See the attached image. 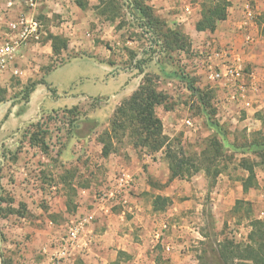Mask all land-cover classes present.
<instances>
[{
	"label": "rangeland",
	"instance_id": "374dc122",
	"mask_svg": "<svg viewBox=\"0 0 264 264\" xmlns=\"http://www.w3.org/2000/svg\"><path fill=\"white\" fill-rule=\"evenodd\" d=\"M134 1L75 0L82 12L64 18L42 16L47 30L49 24L61 26L62 22H72L77 28L76 36L84 41L81 49L76 51L71 47L61 55L53 53L46 61L31 59L24 66L16 63L25 71L21 75L4 77L0 74V129H3V132L0 130V264H48L50 257L44 250H37L36 258L31 256L33 251L29 249L33 250L30 246L33 235L24 228L20 230L25 223L33 229L44 227L48 217H34L36 214L30 209L26 211L30 217H9L10 209L20 211L25 193L30 205L43 211L47 207L46 196L56 195L68 198L73 210L77 207L75 201L86 195L81 188H92L91 195L101 191L118 173L109 174L102 159L100 137L115 135L112 154L126 157L129 151L135 150L139 158L144 155L147 160L146 155L150 156V162L144 164L147 168L169 169L165 148L148 152L147 148L134 144L129 137L131 129L115 131L117 109L146 82V74L165 96L155 112L163 123L168 147L188 163L175 180L182 185L194 183L199 186L198 197L184 196L189 201L194 197L198 203L194 202L186 209L183 216L187 217L171 221L175 227L162 228V236L155 239L154 247L165 249L169 243L167 238L173 233L174 243L184 245L193 254L196 264H211L212 249L217 248L219 241L229 238L246 242L251 222L264 218V155L235 153L228 145L264 136V80L257 82L258 77L255 80L248 64L244 68L245 82L254 84L255 92L244 102L235 101L230 94L224 97L222 90H227L223 82L209 80L205 71L207 55L220 48L221 41L210 32L198 33L192 26L180 24L178 8L162 13L153 7L168 28L180 30L185 35L183 47L164 50L157 44L152 30L141 25L131 6ZM145 1L151 5L152 0ZM195 2L201 12L202 0ZM258 21L264 23V12L258 16ZM49 33L48 30L42 37ZM72 33L64 30L59 35L71 42ZM79 55L97 57L106 68L89 58L71 61ZM39 80H48L62 95L52 94V101L42 103L39 108L31 105L27 109L24 92ZM188 80L196 88L195 93L188 89ZM131 81L132 88L127 86ZM259 105L263 107L259 109ZM204 111L209 113L211 121L221 125L227 143L209 125ZM11 112L29 114L26 121H22L10 119ZM90 138L96 142L89 143ZM246 163L254 166L257 179V186L247 192L243 188L249 175L244 169ZM90 169L93 171L89 176ZM169 177L170 169L168 177L162 175L161 179L150 178V181L162 189L169 184ZM163 180L164 184L161 183ZM26 183L27 192L23 186ZM71 218L51 217L58 225L60 238ZM179 225L181 230L184 225L187 227L182 237L176 233L180 230ZM59 237L50 242L51 253ZM81 253L75 250L63 264H73L77 257H82Z\"/></svg>",
	"mask_w": 264,
	"mask_h": 264
},
{
	"label": "crops",
	"instance_id": "0c3cea01",
	"mask_svg": "<svg viewBox=\"0 0 264 264\" xmlns=\"http://www.w3.org/2000/svg\"><path fill=\"white\" fill-rule=\"evenodd\" d=\"M74 1L75 0H38L37 7L34 8L26 6L22 1L18 3L13 12L5 18L3 10L6 0H0V31L6 29V19H14L22 14L27 15L28 18L35 17L41 20L44 18H52L53 15L63 16L64 18L65 15H70L74 12H82L81 8L78 7ZM195 1L196 0H152L151 5L157 8L158 12L162 13H168L170 10L178 8V22L180 24L183 23L184 25L192 26L195 32L206 34L209 31L199 32L196 30V23L200 19L201 14L200 6L196 4ZM175 2L179 5H176ZM229 2L230 7L228 9L227 19L219 22L216 30L209 34L218 41H221L220 49H226L235 58L240 59L244 68L249 64L253 70L252 75L255 80L256 76L258 77V80H256L257 82L259 80H264V23H259L258 21V16L264 12V0H229ZM248 6L251 7L253 11V18L251 19L246 17V8ZM161 7H164V9L162 10ZM42 16L45 17L43 18ZM47 28L53 35H62L64 30H71L73 32V39L69 42L68 50H71V47L75 48L76 51L81 49L84 41L76 36L75 31L77 28L75 29V27H73L72 22H62L61 26L49 24ZM46 30L44 34L47 35L48 30ZM247 37H251V42L246 41ZM216 39H214V41H217ZM202 45L203 44H201V46ZM51 56H53L52 42L48 40L47 37H42L39 41L32 42L26 48H23L22 54L17 60V64L20 63V66H24L23 64L29 62L31 59L46 61ZM83 58H89L105 65V63L97 57L95 59V57H85L82 55L71 58V61ZM16 67L19 69L20 75L25 72L22 70V67ZM12 72L13 71L7 72V74H1V76H13ZM46 82H48V80H46ZM129 83L130 84L127 86L132 88L133 81ZM226 90L227 92H225L224 88L222 90L224 97L229 94L228 89ZM57 94L58 96L62 95L59 93V90H57ZM48 100L52 101V93L48 90L46 85L38 84L34 92L30 95L27 109H29L31 105H36V107L39 108L42 103L44 104ZM258 107L261 109L263 105H259ZM262 110H264V107ZM28 114V112H22L18 115L15 112H11L9 118L11 119L14 117L26 121ZM0 130L3 132L2 128ZM4 140L5 139L1 140V142ZM95 142L93 138H90L89 143L93 144ZM98 144H100V142H98ZM111 154L104 156L102 151V159L105 161L109 174L112 175L116 172L126 171L135 178V185L127 197L126 205L111 206L98 199L96 195H91L90 191L92 188L84 187L81 188V190L86 195L83 194V199L75 201V204H77L76 209H70L68 198H61V196L56 195L54 197L46 196L48 202L46 209L43 211L38 207H34V204L30 205V199H28L24 193L22 200L26 202V205H29H27V209H30L33 214H36L34 217H48L44 220L46 225L44 227L41 226L39 229L31 228L30 225L28 226V223H25L24 227H20V230L24 228L25 232L32 233L33 235V240L30 245L33 247V250L29 249L31 252L33 251L31 256L36 258L35 255L37 254V250L39 252L44 250V252H48L47 256H50L52 249L49 244L57 239L60 234L57 223L54 222L51 217H73L76 213H82L93 217L92 223L89 226V231L94 235V244L87 250H83L82 247L77 249L82 252L80 255L87 264H196L193 254H191L184 245L174 243L172 238H174L175 235L173 233L171 238H167L168 241L166 239L167 243H169L165 246V249H156L154 243L156 242V234L159 232L161 233L162 228L175 227V225H172L171 221H174L177 217H187L183 216L186 214V209L192 206L194 202H198L194 197L189 201L185 199L184 196L197 195L198 197L199 186L194 183L182 185L180 182H177V180H173L162 189L156 188L150 181V178L156 181L161 179L162 175L168 177L169 169L166 168L162 171L154 166L147 168L144 164L150 162V160H148L150 156L146 155L148 159L144 160L145 156L143 155V158H139L135 150L129 151L126 157L120 154L118 155L117 153ZM92 171L93 170L90 169L88 173L89 176ZM110 182L111 181H109V183ZM109 183L105 185L104 188H101V190L107 188V186L110 185ZM161 183L164 184L165 180ZM26 185L27 183L23 186L27 192L28 187ZM92 185L93 184L90 186ZM55 187L56 186H53V188ZM158 195L168 197L171 200V204L165 210H156L154 207V200ZM9 217L20 216L11 213ZM24 217L30 216L26 214ZM39 222L42 221L40 220ZM181 227L182 226H180V230L176 232L179 235L178 237H182L183 233L187 230L185 229L187 228L185 225L182 230ZM168 247H170V250H168Z\"/></svg>",
	"mask_w": 264,
	"mask_h": 264
},
{
	"label": "trees",
	"instance_id": "16d2710c",
	"mask_svg": "<svg viewBox=\"0 0 264 264\" xmlns=\"http://www.w3.org/2000/svg\"><path fill=\"white\" fill-rule=\"evenodd\" d=\"M131 6L138 14L141 25L151 29L153 34L156 35V42L158 45H162V49H173L174 46L180 47L185 42L184 33L177 29L168 28L166 21L160 18L155 13L154 8L145 0H135L131 3ZM229 7V0H202L201 17L196 23V30L199 32H214L218 23L227 19ZM47 39L51 40L53 53L56 56L61 55L62 51L68 49L69 41L61 35L49 33ZM140 71H142L141 67ZM145 76L146 82L142 83L130 99L117 109L116 121L114 122L116 124L115 131L131 129L132 134L129 137L133 139L134 144L147 148L148 152H159L165 148L166 156L170 161V177L168 179V183H170L181 175L180 172L188 163L179 158L177 153L171 151L168 147V137L163 133V123L155 112V108L163 104L165 96L156 89L153 79L147 74ZM38 84L46 85L52 94L57 93L45 80L35 81L24 92L23 99L26 102ZM188 89L193 93L196 91L189 80ZM201 100H203L202 97ZM205 115L208 118L209 125L214 128L222 141L227 143V136L221 125L211 121L207 111ZM115 138V135L110 134H107L106 137H100L99 141L103 144L104 156H108L113 152L112 145L116 141ZM32 140L33 138L31 143ZM44 144V141H42V145ZM228 145L235 153L264 155V136L244 143L233 142ZM177 162H179V165H177ZM244 169L249 172L243 184L244 191L247 192L250 188L257 186V179L253 165L246 163ZM10 202L13 204L14 200ZM170 204V198L161 195H158L154 200L156 210H165ZM20 206V211L10 209V212L24 217L27 214V205L21 203ZM73 264L87 263L82 257H77ZM211 264H264V218L254 219L251 222V230L246 242H237L229 238L219 241L217 248L212 249Z\"/></svg>",
	"mask_w": 264,
	"mask_h": 264
},
{
	"label": "built area",
	"instance_id": "2783aa9c",
	"mask_svg": "<svg viewBox=\"0 0 264 264\" xmlns=\"http://www.w3.org/2000/svg\"><path fill=\"white\" fill-rule=\"evenodd\" d=\"M24 2L30 8L37 7L38 0H6L3 14L5 18L13 12L20 2ZM246 17L253 18L251 7L246 8ZM5 30L0 31V74L13 71V75H19L20 71L16 67L17 60L32 42H37L42 38L46 30L43 22L35 17L28 18L27 15H20L14 19H6ZM251 37L246 41L251 42ZM205 71L207 78L213 81L223 82L228 89L230 98L235 101L244 102L250 93L255 92V85H249L246 80V73L242 66V61L235 58L226 49L217 48L207 55ZM253 98V96H252ZM249 106L250 103H247ZM135 185L134 176L126 171L119 172L111 183L104 190L96 193V197L111 206L126 205L127 197ZM93 217L76 213L71 218L65 234L57 241V246L50 254L48 264H63L71 257L72 253L79 247L83 250L89 249L94 244V235L89 231ZM162 233H157L159 239ZM170 250V247H168Z\"/></svg>",
	"mask_w": 264,
	"mask_h": 264
}]
</instances>
